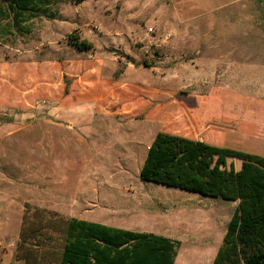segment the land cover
Instances as JSON below:
<instances>
[{
  "label": "rangeland",
  "instance_id": "374dc122",
  "mask_svg": "<svg viewBox=\"0 0 264 264\" xmlns=\"http://www.w3.org/2000/svg\"><path fill=\"white\" fill-rule=\"evenodd\" d=\"M1 6L9 18L0 64L29 54L57 90V59L71 74L81 51L73 42L86 40L88 56L108 60L106 80L134 94L72 137L57 129L51 106L0 107V128H16L0 154V264H60L75 217L170 224L180 232L174 264H213L239 201L144 182L140 171L160 131L264 152V115L255 113L264 100V0H35L16 23L9 0ZM150 101L154 117L177 116L152 121L142 111ZM242 165L229 158L226 168Z\"/></svg>",
  "mask_w": 264,
  "mask_h": 264
},
{
  "label": "trees",
  "instance_id": "16d2710c",
  "mask_svg": "<svg viewBox=\"0 0 264 264\" xmlns=\"http://www.w3.org/2000/svg\"><path fill=\"white\" fill-rule=\"evenodd\" d=\"M34 1L9 0L15 23L30 11ZM1 2L7 0L0 1V26L6 28L3 24L9 16ZM73 44L81 51L93 45L78 39ZM157 103L144 111L145 116L152 112V121L171 122L177 116L173 110L154 117ZM261 105L262 110L255 112L260 117L264 115V100ZM7 120L3 125L11 122ZM206 139L160 131L149 148L140 178L215 199L239 201L213 264H264V152L219 146ZM229 158L241 160V170H228ZM175 256L173 240L71 219L60 264H174Z\"/></svg>",
  "mask_w": 264,
  "mask_h": 264
},
{
  "label": "crops",
  "instance_id": "0c3cea01",
  "mask_svg": "<svg viewBox=\"0 0 264 264\" xmlns=\"http://www.w3.org/2000/svg\"><path fill=\"white\" fill-rule=\"evenodd\" d=\"M57 29L58 41L61 29L60 27ZM79 54L74 58L76 60L72 59L69 63L71 64V74L63 72L59 58L57 59V65L53 66V72L57 71V90L54 89V83L45 81L48 70L41 67V62L32 59L31 55L29 57V54L22 52V56H19L20 59L16 62L0 64V107L8 110L26 105L34 109L37 104H39L38 108L51 106L50 113L57 117V129L61 130L63 134L72 137V133L76 130L82 134H88L91 129L89 126L100 118L99 112L101 110H105L107 107L115 108L119 102H125L126 99L131 98L134 92L124 83H117L113 86L106 80L105 70L108 60L105 56H97V58L88 56L86 51H79ZM60 72L62 76H59ZM65 74L70 77L71 81L68 92H66V86L63 82ZM124 85L125 87H123ZM46 102L49 105H44ZM150 104L151 101L145 104L142 111L147 109ZM32 125L42 127L41 123L34 122ZM14 128L12 126L0 128V154L7 151L5 147L11 145L10 143L14 140L10 137L12 133L10 130ZM72 219L99 223L133 232L154 234L169 240H173V236L180 233L177 228H172L167 223L157 225L154 229L149 230L143 225L138 226L136 224L134 227L132 223L113 225L84 218L75 217ZM222 241L223 239H220L217 246L213 247V256L217 255Z\"/></svg>",
  "mask_w": 264,
  "mask_h": 264
}]
</instances>
